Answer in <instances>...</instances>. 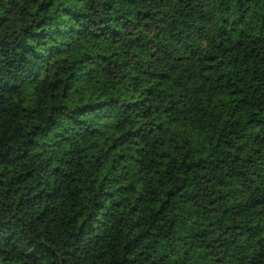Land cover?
Instances as JSON below:
<instances>
[{
  "label": "trees",
  "instance_id": "1",
  "mask_svg": "<svg viewBox=\"0 0 264 264\" xmlns=\"http://www.w3.org/2000/svg\"><path fill=\"white\" fill-rule=\"evenodd\" d=\"M0 264H264V0H0Z\"/></svg>",
  "mask_w": 264,
  "mask_h": 264
}]
</instances>
